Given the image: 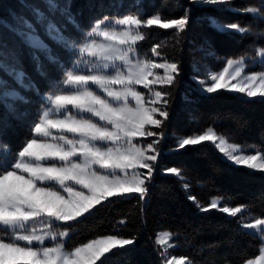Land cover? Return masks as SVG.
Instances as JSON below:
<instances>
[{
  "label": "snow or ice",
  "instance_id": "6c2138e0",
  "mask_svg": "<svg viewBox=\"0 0 264 264\" xmlns=\"http://www.w3.org/2000/svg\"><path fill=\"white\" fill-rule=\"evenodd\" d=\"M190 3L250 16V23L244 25L224 23L211 15L207 23L227 36L254 37L251 65L261 68L248 71L251 65L246 54L227 59L221 71L208 72L205 79L194 77L200 90L206 95L230 91L264 103V47L255 44V40L264 39V0L243 7L236 5L235 0H190ZM44 4L49 15L57 12L65 15L83 35L80 42L65 36L45 11L31 7L36 22L46 26V34L54 35L76 58L70 68H65L58 57L47 56L49 64L62 75L49 82L52 90L44 97L47 103L31 128L32 137L15 153L6 145L0 147V264H97L98 261L106 264V254L127 256L132 252L135 238L105 235L73 247L67 246V240L73 222L90 218L105 202L113 203L110 198L135 197L138 201L149 198L150 181L160 155L156 145L164 137L163 131L152 128L162 129L169 119L170 93L157 90L156 86L174 85L180 67L167 60L156 62L155 57L162 56L158 51L160 44L151 47L153 58L142 55L138 45L148 38L144 29L185 32L191 19L190 10L180 18H166L161 13L147 18L133 14L103 16L84 31L72 17L70 4L58 0H44ZM19 20L27 29L25 42L47 52L34 25L23 18ZM204 43L211 47L208 38ZM4 54L6 45L0 44V56ZM155 69H163V75L154 72ZM37 70L48 78L40 66ZM13 74L19 76L18 83L26 77L22 69L14 68ZM138 86L148 91L147 97ZM26 87L33 85L29 83ZM157 136L160 139L147 143L146 147L137 139ZM204 143H210L233 166L264 175V149L230 143L211 127L201 134L179 138L175 150ZM165 171L182 177L179 168ZM183 187L187 190L189 185L185 183ZM187 199L201 212L216 210L231 218L239 217L245 234L260 240L259 254L245 259L243 264H264V217H245L246 205L229 206L223 197L210 199L207 204L194 195ZM178 236L168 230L156 233L154 244L161 264H194L189 257L170 254V249L178 247L172 242Z\"/></svg>",
  "mask_w": 264,
  "mask_h": 264
},
{
  "label": "trees",
  "instance_id": "16d2710c",
  "mask_svg": "<svg viewBox=\"0 0 264 264\" xmlns=\"http://www.w3.org/2000/svg\"><path fill=\"white\" fill-rule=\"evenodd\" d=\"M58 2L71 5L70 13L84 31L89 30L92 21L103 16L133 14L147 18L161 13L166 18H180L190 10L191 17L183 33L144 29L148 38L138 45L142 55L152 57L151 47L160 44V59L176 62L180 67L176 83L165 88L170 93L169 119L164 123L168 136L159 157L158 169L176 167L182 170V177L155 172L146 201H138L135 197L110 198L114 202H105L99 211L94 210L90 218L73 222L67 246H77L105 235L134 237L136 242L132 252L127 256L108 254L106 264H161L154 239L158 231L168 230L179 234L174 239L178 247L170 249V254L189 257L194 264H243L245 259L258 255L260 240L245 234L238 223L239 217L231 218L216 210L201 212L187 197L194 195L202 204L223 197L229 206L246 205L248 211L244 213L245 217H264V175L233 166L210 143L175 150L179 138L201 134L209 127L229 142L264 149V103L248 100L242 94L230 91L206 95L194 79H202L208 72L220 71L227 59L245 54L251 65V57L255 55L254 37L227 36L207 23L210 15L224 23L238 22L241 25L250 23L251 17L215 11L208 6H194L190 0ZM235 3L243 7L255 4L256 0H235ZM31 7H40L45 11V15L55 21L65 36L80 42L83 35L65 15L59 12L49 15L44 0H0V44L6 45V54L0 56V93H7L6 96L0 95V147L6 145L13 153L32 137L31 128L47 103L44 97L52 90L49 82L58 80L62 75L60 70L49 64L47 56L55 55L65 68H70L76 58L74 53L58 43L54 35L46 34V26L36 22ZM19 18L34 25L47 52L25 42L27 29ZM205 38L211 41V47L204 43ZM255 44L264 47V39L255 40ZM38 66L48 73L47 79L40 75ZM14 68L26 73L25 79L19 83V76L13 74ZM260 70L258 65H251L248 69ZM29 83L32 88L26 87ZM185 183L189 185L187 190L183 187ZM121 220L123 224L119 223Z\"/></svg>",
  "mask_w": 264,
  "mask_h": 264
},
{
  "label": "rangeland",
  "instance_id": "374dc122",
  "mask_svg": "<svg viewBox=\"0 0 264 264\" xmlns=\"http://www.w3.org/2000/svg\"><path fill=\"white\" fill-rule=\"evenodd\" d=\"M148 58H153V56H152V57H148ZM155 59H156V62H157V63H163V62H164L163 60L160 59V57H155ZM221 70H222V69H221ZM221 70H220V71H221ZM154 72H157V73H159L160 75H163V69H155ZM217 72H218V71H217ZM205 78H206V77H203L202 79H205ZM233 83H235V82L233 81ZM200 87H201V86H200ZM165 88H166V87H164V86H162V85H157V86H156V89H157V90L165 91ZM138 90L143 91L146 97L148 96V91H147L146 89H143L142 86H138ZM157 106H159V105H157ZM157 118H158V119H162V118L159 117V116H157ZM165 122H166V121H164V123H165ZM149 127H151V126H149ZM152 130H153V131H156V132L163 131V133H164V137H163V139H160L158 136H157V137H139V138H137V139L141 142V146H144V147H146L147 143L152 142V141L155 140V139H160V142H159L158 145H156V147L158 148L159 153L161 154V152L164 150V145H165L166 140H167L168 132H166V131L164 130V126H163L162 129L152 128ZM230 143H232V142H230ZM175 149H176V148H175ZM171 150H172V149H171ZM149 154H151V153H149ZM159 157H160V155H159L158 158H157V162H156V170L153 172V174H154L155 172H157V171H161L162 173H167V172L165 171V169H158V161H159ZM140 171H141V172H146L147 170H145V169H141ZM168 174H169V173H168ZM216 198H217V197H216ZM160 231H165V230H160ZM160 231H158V232H160ZM71 234H72V229H71ZM114 235H116V234H114ZM70 236H71V235H70ZM69 238H70V237H69ZM69 238H68V240H67V243H68V241H69ZM172 242L175 243V241H172ZM175 244H176V243H175ZM106 255H108V254H106ZM178 258H179V257H178Z\"/></svg>",
  "mask_w": 264,
  "mask_h": 264
}]
</instances>
